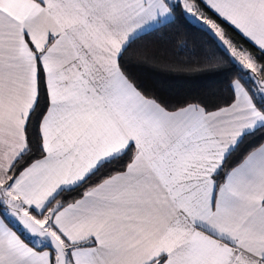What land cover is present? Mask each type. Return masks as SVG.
Masks as SVG:
<instances>
[{
	"label": "snow or ice",
	"instance_id": "snow-or-ice-1",
	"mask_svg": "<svg viewBox=\"0 0 264 264\" xmlns=\"http://www.w3.org/2000/svg\"><path fill=\"white\" fill-rule=\"evenodd\" d=\"M177 22L234 72L223 103L128 71ZM257 133L264 0H0V264H264Z\"/></svg>",
	"mask_w": 264,
	"mask_h": 264
},
{
	"label": "trees",
	"instance_id": "trees-1",
	"mask_svg": "<svg viewBox=\"0 0 264 264\" xmlns=\"http://www.w3.org/2000/svg\"><path fill=\"white\" fill-rule=\"evenodd\" d=\"M125 60L147 94L169 105L223 103L234 75L226 70L222 51L198 27L180 22L171 26L166 36L153 33L138 39ZM250 139L256 144L264 142L259 133Z\"/></svg>",
	"mask_w": 264,
	"mask_h": 264
}]
</instances>
